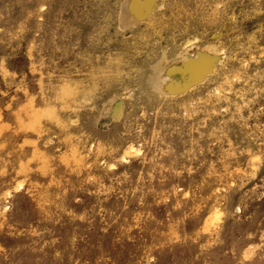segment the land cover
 <instances>
[{
  "label": "rangeland",
  "instance_id": "374dc122",
  "mask_svg": "<svg viewBox=\"0 0 264 264\" xmlns=\"http://www.w3.org/2000/svg\"><path fill=\"white\" fill-rule=\"evenodd\" d=\"M0 194V264H264V0H0Z\"/></svg>",
  "mask_w": 264,
  "mask_h": 264
},
{
  "label": "bare ground",
  "instance_id": "6f19581e",
  "mask_svg": "<svg viewBox=\"0 0 264 264\" xmlns=\"http://www.w3.org/2000/svg\"><path fill=\"white\" fill-rule=\"evenodd\" d=\"M139 6V5H138ZM141 6V5H140ZM142 8V7H141ZM119 14V13H118ZM218 15V14H217ZM118 21H119V19H118ZM161 33V32H160ZM189 41V40H188ZM193 42V41H192ZM190 43V42H189ZM208 44V43H207ZM206 45V44H205ZM187 48V47H186ZM222 49V48H221ZM133 50V49H132ZM186 50V49H185ZM184 50V51H185ZM223 50V49H222ZM221 50V52H224V51H222ZM187 51V50H186ZM206 51V50H205ZM199 53L201 52V51H198ZM204 52V51H203ZM217 52V51H216ZM177 53H179V52H177ZM182 54H183V52H181ZM211 53V52H210ZM218 53H220V51L218 52ZM182 54H181V57H183L182 56ZM186 54V53H185ZM189 54V53H188ZM198 54V53H197ZM202 54V53H201ZM215 54V53H214ZM199 55V54H198ZM224 55V54H223ZM116 57H118L117 58V60H115V64H124V65H128V67H131L130 69V72H128L127 73V71H122V72H119V76L117 75V77H116V80H117V82H123L125 79H127V78H129V77H131V76H133L135 73H136V75H138V79L143 75V73H144V69H143V64L144 63H146V61H148V60H150V56H149V54H137V52H134V51H123V50H121L120 52H117V54L115 55ZM188 55H185L184 57H186L187 59H188V57H187ZM212 56V55H211ZM211 56H209L210 58H214V57H216L217 58V56H214V57H211ZM183 57V59H185V61H186V58H184ZM196 57H199V56H196ZM219 57H220V55H219ZM165 58V57H164ZM194 58V57H193ZM206 58V57H205ZM190 59V58H189ZM207 60H210V63L212 62V59H208V57L206 58ZM205 59V60H206ZM167 60V59H166ZM165 60V62H167ZM170 60V59H169ZM181 60V59H180ZM196 60V59H195ZM195 60L193 61V62H195ZM200 60H202V59H200ZM215 60V59H214ZM214 60H213V63H214ZM199 61V60H198ZM203 61V60H202ZM217 61H219V60H215V62H217ZM221 61V60H220ZM197 62V61H196ZM204 62V61H203ZM247 62V61H246ZM192 63V62H191ZM190 63V70H192L191 72H190V74H192V73H194V74H197L199 71H202L203 70V68L204 67H202L201 66V70L198 68H195V65H194V63H192L191 64ZM205 63H207V61H205ZM205 63H202V65L203 64H205ZM220 63H222V62H220ZM167 64H168V62H167ZM209 64V63H208ZM208 64H205L206 66L208 65ZM223 64V63H222ZM174 65V64H173ZM198 65V64H197ZM200 65H201V63H200ZM245 65V64H244ZM165 67H166V64L164 65ZM171 66V65H170ZM177 67V66H176ZM176 67H171V70H172V68H173V70H174V68H176ZM209 69H210V67L209 66H207ZM161 68V67H160ZM189 68V67H188ZM206 68V67H205ZM212 69V68H211ZM159 70V69H158ZM161 70V69H160ZM159 70V71H160ZM189 70V69H188ZM189 70V71H190ZM196 70H198L197 72H196ZM154 71V70H153ZM204 71H205V69H204ZM6 73H8V72H6ZM194 74H192L191 76H189V78L191 77V78H195L194 77ZM199 74L200 75H202L200 72H199ZM199 74H197L198 76V78H199ZM207 74V73H206ZM235 74V73H234ZM149 75V74H148ZM164 75V74H163ZM166 75V74H165ZM109 77V75L108 74H106L105 76H104V78H105V80L107 79ZM159 77V76H158ZM196 77V78H197ZM151 78V77H150ZM163 79H164V77H162ZM170 78V77H169ZM201 78H203V77H201ZM168 79V78H167ZM111 80H113L112 78H110L109 79V81H111ZM192 80V79H191ZM197 80V79H196ZM227 80H229V79H227ZM160 81V80H159ZM158 81V82H159ZM194 81H195V79H194ZM162 82H164V81H162ZM177 82H179V81H177ZM197 82V81H196ZM149 83V82H148ZM165 83V82H164ZM189 83V82H188ZM151 84V83H150ZM158 84V83H157ZM160 84V83H159ZM187 84V83H186ZM186 84H185V86H186ZM155 85V84H154ZM182 85H184V83H182ZM184 86V87H185ZM179 87H181V86H179ZM153 88V87H152ZM103 89V88H102ZM100 90V94L102 95V93H103V90ZM154 89H156L155 87H154ZM159 89V88H158ZM163 90V89H162ZM162 90H159V91H162ZM183 90V89H182ZM216 90V89H215ZM158 91V90H157ZM166 91V90H165ZM173 91V90H172ZM171 91V92H172ZM179 91H180V89H179ZM168 92V91H167ZM167 92H166V95H167ZM181 92V91H180ZM174 92H172V95H174L173 94ZM219 93V92H218ZM221 93V92H220ZM163 94H164V91H163ZM100 95V96H101ZM168 95H169V93H168ZM170 95H171V93H170ZM191 105V104H190ZM90 108H87V109H84L82 112H81V121H82V123H83V127L81 128V129H87V128H89L90 127V125H91V122L95 119V115H94V113H92V111H90L89 110ZM223 109V108H222ZM100 116V115H99ZM130 143V142H129ZM130 145V144H129ZM138 145V144H137ZM90 146V145H89ZM133 146V145H132ZM141 146V145H140ZM71 147H73V146H71ZM133 147H135V146H133ZM132 147V148H133ZM98 148V147H97ZM128 148V147H127ZM130 148V147H129ZM137 148V147H136ZM100 149V148H99ZM126 150V149H125ZM125 150H123V153L125 152ZM128 150V149H127ZM74 151V150H73ZM136 151H137V149H136ZM142 151V150H141ZM134 152H135V150H134ZM134 152H132V154L134 153ZM61 153V152H60ZM131 153V152H130ZM88 154V153H87ZM86 154V155H87ZM122 155V154H121ZM134 155V154H133ZM132 155V156H133ZM76 156V155H75ZM89 155H87V157H88ZM131 156V155H130ZM86 157V156H85ZM120 157V156H119ZM118 157V158H119ZM76 158V157H75ZM252 158H254V160H256L257 158H258V156H256V159H255V157L253 156ZM129 160V155L127 154V153H125V154H123L122 156H121V160H120V162L121 161H128ZM253 161V160H252ZM251 161V162H252ZM252 164V163H251ZM89 178V177H88ZM23 185H24V183L21 181V182H19L18 183V185L16 184V186H17V188H20V187H23ZM14 187V186H13ZM12 187V188H13ZM7 190H9V189H7ZM11 190V189H10ZM16 190H18V189H16ZM217 190V189H216ZM27 191V190H26ZM3 193V192H2ZM10 193V192H9ZM14 192H12V194H13ZM1 195V194H0ZM1 198H2V200H4V198H3V196H1ZM6 200V199H5ZM5 200H4V202H5ZM77 200V199H76ZM1 201V200H0ZM8 201V200H7ZM19 202V199H16V201H15V204H17ZM5 203H7V202H5ZM219 204V203H218ZM222 204V203H221ZM3 203H2V205L0 206L1 208H3L4 206H7V205H4L3 207ZM214 207V206H213ZM7 209V208H6ZM210 211V210H209ZM217 211V210H216ZM218 211H219V209H218ZM212 212V211H211ZM213 213V212H212ZM222 215V214H221ZM208 216V215H207ZM206 216V217H207ZM209 218V217H208ZM205 220L207 221L208 219H206L205 218ZM205 220H204V222H205ZM222 221V220H221ZM203 222V223H204ZM208 222V221H207ZM214 222V221H213ZM206 224V223H205ZM216 224H218V223H216ZM216 224H215V226H216ZM204 226V225H203ZM211 226V225H210ZM212 227V226H211ZM217 228V227H216ZM211 229V228H210ZM215 231V230H214ZM215 233V232H214ZM212 234V233H211ZM174 236V235H173ZM213 237V236H212ZM211 241H213V239L211 240ZM222 242V241H221ZM212 243V242H211ZM214 243V242H213ZM215 244V243H214ZM250 247H255V244H254V246H250ZM250 247H248V249L250 248ZM204 249V248H203ZM252 249V248H251ZM253 253V252H252ZM243 254V253H242ZM252 255V254H251ZM243 256V255H242ZM246 255H244V257H245ZM247 257V256H246ZM151 258V257H150ZM153 258V257H152ZM248 258V257H247Z\"/></svg>",
  "mask_w": 264,
  "mask_h": 264
}]
</instances>
